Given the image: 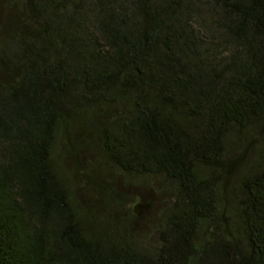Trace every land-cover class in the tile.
<instances>
[{"label": "trees", "instance_id": "obj_1", "mask_svg": "<svg viewBox=\"0 0 264 264\" xmlns=\"http://www.w3.org/2000/svg\"><path fill=\"white\" fill-rule=\"evenodd\" d=\"M63 134L172 185L156 244L76 204ZM0 264H264V0H0Z\"/></svg>", "mask_w": 264, "mask_h": 264}, {"label": "rangeland", "instance_id": "obj_2", "mask_svg": "<svg viewBox=\"0 0 264 264\" xmlns=\"http://www.w3.org/2000/svg\"><path fill=\"white\" fill-rule=\"evenodd\" d=\"M75 138L79 140L78 133ZM78 145L77 142L71 145L63 134L57 137L54 152V161L61 166L76 204L88 209V215L96 218V223H106L124 232L131 230L127 232V238L145 248L156 244L159 216L175 202L172 185L162 179L132 177L108 166L100 151L81 149ZM138 199L143 203H151L148 200L152 199L157 206L154 212L148 211L132 222L126 209L138 203Z\"/></svg>", "mask_w": 264, "mask_h": 264}, {"label": "water", "instance_id": "obj_3", "mask_svg": "<svg viewBox=\"0 0 264 264\" xmlns=\"http://www.w3.org/2000/svg\"><path fill=\"white\" fill-rule=\"evenodd\" d=\"M152 203L138 202L133 206L134 212L138 217L143 216L152 208Z\"/></svg>", "mask_w": 264, "mask_h": 264}]
</instances>
